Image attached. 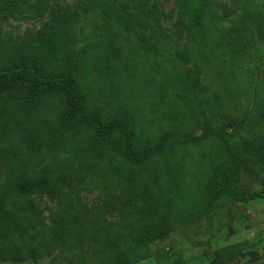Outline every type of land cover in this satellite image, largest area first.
I'll use <instances>...</instances> for the list:
<instances>
[{"label":"trees","instance_id":"1","mask_svg":"<svg viewBox=\"0 0 264 264\" xmlns=\"http://www.w3.org/2000/svg\"><path fill=\"white\" fill-rule=\"evenodd\" d=\"M81 2L96 11L107 30L100 46L90 41L85 46L96 54L92 58L101 67L100 79L109 94L121 79L123 43L143 59L142 67L154 66L165 57L158 43L170 38L154 2ZM22 6L23 0H0L1 19L22 14ZM177 9V25L205 40L213 1L178 0ZM78 22L75 10L54 12L22 41L6 46L0 40L2 263L37 264L43 255L49 257L66 244L79 218L63 206L54 223L46 225L38 198L59 197L64 187L83 184L91 176L106 204L110 199L117 201L120 218L107 224L95 214L99 229L84 221L82 226L100 248L93 249L92 256L79 255L59 264L168 261L167 251L155 256L150 245L230 204L264 199V187L248 191L238 186L242 169L264 163V133L254 129L229 133L203 106L194 115L181 111L185 109L180 98L202 104L200 94L206 86L200 80L203 66L198 53H181L174 44L173 56L194 59V66L177 78L166 76L173 89L168 117L157 126L143 127L138 111L110 118L106 105H88L84 82L75 67L83 51L76 48ZM196 128L202 129L198 135ZM88 151L92 153L87 155ZM220 253L231 256L235 252L225 249ZM210 264H223V258Z\"/></svg>","mask_w":264,"mask_h":264},{"label":"rangeland","instance_id":"2","mask_svg":"<svg viewBox=\"0 0 264 264\" xmlns=\"http://www.w3.org/2000/svg\"><path fill=\"white\" fill-rule=\"evenodd\" d=\"M149 1L154 2L162 13V26L170 38L158 43L165 57L158 59L154 66L142 67L143 59L134 56L123 43L121 79L112 94L106 92L100 79L101 67L92 58L96 54L85 46L88 41L100 46L107 39V30L96 11L81 0H46L45 4L42 0H23L22 14L16 13L7 20H2L0 15V40L6 46L20 42L25 36L36 33L52 13L75 10L79 17L76 48L83 50L75 67L84 82L88 105H106L110 118H121L127 111H138L143 127L157 126L168 117L166 112L173 89L166 76L171 74L172 78H177L194 66V59L185 61L173 56L176 44L181 53L199 54L203 66L200 80L206 86L200 94L202 104L180 98L182 107L188 111L185 113L182 109L184 115H194L195 110L203 106L207 115L229 133H246L250 129L264 133V0H212L213 12L208 14L211 18H207L205 40L197 39L186 26L177 25L178 0ZM130 36L136 39L134 35ZM179 121L187 122L182 118ZM201 131L196 128L194 134ZM91 153L88 151L87 155ZM238 180V186L245 190H260L264 187V163L242 169ZM96 185V178L91 176L83 184L64 187L59 197L44 195L38 198L46 225L54 223L63 206L74 211L79 220L66 244L49 257L43 255L37 264H59L66 259L75 260L79 255L92 256V250L100 248L93 240L94 235L88 234L82 223L85 221L88 227L99 229L94 221L95 214L112 224L120 218V213L117 201L110 199L111 202L106 204ZM150 248L155 256L167 251L170 259L160 263L146 260L138 264H210L218 257L223 258V264H264V199L237 202L218 209L179 228ZM225 249H234L235 253L231 256L221 254L220 251ZM0 264L6 263L0 261Z\"/></svg>","mask_w":264,"mask_h":264}]
</instances>
